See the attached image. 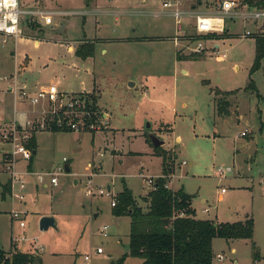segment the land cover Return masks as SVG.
Returning a JSON list of instances; mask_svg holds the SVG:
<instances>
[{
	"label": "rangeland",
	"instance_id": "1",
	"mask_svg": "<svg viewBox=\"0 0 264 264\" xmlns=\"http://www.w3.org/2000/svg\"><path fill=\"white\" fill-rule=\"evenodd\" d=\"M183 1L189 14L182 19L183 31H178L176 19L163 7L164 0H20L24 10L57 12L51 24L39 16L23 15V37L0 41V127L17 124L19 136L31 130L39 144L33 172L23 176L27 188H15L19 194L32 191L26 194L25 204L16 205L25 212L26 226L14 220V235L20 248L41 256L43 264H115L130 250V218L112 213L111 197L86 193L93 171L96 185L106 190L111 186L114 194L127 186L144 209L148 203L143 198L152 190L144 177L173 175L169 188L184 186L199 217L219 223L252 217L253 239L213 240V264H264V59L250 73L258 34L244 36L254 25L228 18L224 32L211 33L217 38L206 39L210 48L194 52L196 16H221L224 0ZM255 2L240 0V8L251 9ZM179 34L190 49L178 53L199 59L177 61L171 37ZM96 38L108 40L106 54L98 49L94 57L83 60L68 50ZM213 42L220 44L219 54L226 53L225 59L216 57ZM94 77L100 89V110L112 115L107 125L94 131L47 130L55 106L46 101L15 104L11 90L24 87L34 92L56 83L63 93H79L94 88ZM251 80L260 96L248 88ZM217 88L233 92L218 89L215 94ZM216 95L227 98L232 116H218ZM87 96L92 99L94 92ZM43 123L46 127L40 128ZM167 125L173 130L164 132ZM150 131L165 140L162 150L171 156L167 171H162L163 159L148 141ZM244 131L247 136L242 135ZM177 135L181 142L176 141ZM13 147L0 141V162ZM19 156L16 170H27L30 161ZM183 160L188 164L182 165ZM221 166L231 170L226 177L215 173ZM56 170H63L59 183L44 188L36 173ZM7 179L8 174L0 171V210L19 201L11 194L2 197ZM45 182L50 183L49 176ZM44 216L54 217L56 224L42 230ZM11 223L10 213L0 212V249L7 247ZM106 224L107 237L100 232ZM38 245L43 247L41 252L35 251ZM98 247L103 253L97 252ZM14 249L6 251L4 258L10 259ZM131 260L128 264H142L138 257Z\"/></svg>",
	"mask_w": 264,
	"mask_h": 264
},
{
	"label": "trees",
	"instance_id": "2",
	"mask_svg": "<svg viewBox=\"0 0 264 264\" xmlns=\"http://www.w3.org/2000/svg\"><path fill=\"white\" fill-rule=\"evenodd\" d=\"M255 7L264 8V0H256ZM198 37L217 38L210 34ZM198 37H194V40ZM255 39L256 55L251 74L261 67L264 59V34L257 35ZM95 50V42L85 41L79 44L75 54L85 60L94 57ZM178 58L180 60L199 59L182 54H179ZM248 88L258 92L253 80L250 81ZM213 92L219 93L218 89H213ZM232 92L227 91L226 93ZM257 96H260L259 92ZM90 100L94 115H96L94 119H97L103 113L97 105V96L94 94ZM216 101L218 114L221 116L230 115V103L227 98L220 97ZM59 115H61L60 112ZM261 129H264V124ZM51 131H70V129L53 125ZM148 141H150L149 138ZM28 146L34 151L30 162L32 163L38 148L35 134L31 136ZM154 151L162 157L163 171H167V162L171 156L167 151L162 150V146L154 148ZM168 181V177L157 179L156 188L144 197V201L148 203L146 209L138 203L133 191L127 186L117 194L118 204L113 207V214L116 216L129 215L131 228L130 250L124 253L115 264H124L129 256L143 259V264H213V240L215 238L253 239L255 221L252 217L244 221L221 223L210 219L196 218L195 210L192 208V195L186 193L183 188L178 190L168 188L166 186ZM9 193H11V185L7 183L3 187L2 197L5 199ZM6 254L5 250L0 249V261L7 264H43L41 256L21 251L18 248L14 249L10 259L4 258Z\"/></svg>",
	"mask_w": 264,
	"mask_h": 264
},
{
	"label": "built area",
	"instance_id": "3",
	"mask_svg": "<svg viewBox=\"0 0 264 264\" xmlns=\"http://www.w3.org/2000/svg\"><path fill=\"white\" fill-rule=\"evenodd\" d=\"M240 0H224L220 5V15L221 16H211V15H197L195 22V36H205L214 32H224L226 29V19L236 20L241 19L245 23L251 22L255 29H247L244 32V36H249L253 34L262 35L264 34V8L253 7L251 9L243 10L240 8ZM163 7L167 9L166 13L174 16L177 20V24L182 28V19L188 16L189 12L183 9L182 0H166L163 3ZM57 12L54 11H43V10H24L21 8L20 0H0V41H6L9 38L19 39L22 38V29L21 23L24 19L23 15H29L31 17L39 16L47 24H51L54 19V15ZM196 46L193 48L194 52L202 53L208 47H206V39L198 37L195 39ZM39 42V41H38ZM211 49L214 53L217 54L218 59H225L226 53L219 54L220 45L213 44ZM208 50V49H207ZM15 104L18 101L25 102L30 101L32 104H38L42 101H46L48 105H54L55 107L51 109L52 118L50 119V127L47 130H51L53 123L56 126L63 127L70 130H92L100 128L108 124V120L101 113V117L94 119V109L91 106V100L87 94L81 93H63L59 90L58 86L55 84L50 85L49 87L42 88L37 91H29L24 87H15L12 88ZM57 104H59L57 106ZM45 112V111H44ZM59 112L61 115H59ZM29 125L33 127L32 121H28ZM46 123L40 125V128H45ZM19 126L14 124L8 126L3 124L0 127V141L8 142L13 144V150L6 152L3 156L2 162H0V171L8 174L9 182L12 187L17 186L20 190L25 189L26 180L23 177L24 174L20 171H17L15 166L20 160V156L23 159L31 161L34 151L28 142L33 135L31 130H26L21 136ZM248 132H242L243 136H247ZM21 137V138H20ZM64 161H67V158H64ZM186 160L182 161V165H187ZM230 169H227L223 166L216 169V174L220 177H226ZM63 173L61 171L47 172V173H36L39 181L42 184L46 182V176L50 177V184L57 185L59 183V176ZM97 172H92L95 175ZM86 182V193L90 196L96 195H107L111 197V206L115 207L118 204L117 194L112 192L111 188L108 190L104 189L102 186H98L94 183L92 177ZM168 177L169 181L173 179V175L164 176ZM147 179L149 186L152 189H155V183L157 179L153 176L144 177ZM169 181L167 187L169 188ZM222 192H226V189L223 188ZM208 211V210H205ZM23 211H14L12 212V218L19 222V225L23 227L25 225ZM109 225H104L100 228V232L103 236H108ZM43 249L42 246L36 247V252H41ZM98 253H103L101 247L97 248ZM218 257L222 258V254H218ZM86 260H90V255L85 256ZM2 261H0L1 263Z\"/></svg>",
	"mask_w": 264,
	"mask_h": 264
},
{
	"label": "crops",
	"instance_id": "4",
	"mask_svg": "<svg viewBox=\"0 0 264 264\" xmlns=\"http://www.w3.org/2000/svg\"><path fill=\"white\" fill-rule=\"evenodd\" d=\"M164 1H166V0H164ZM183 1V0H182ZM164 3V2H163ZM183 9H184V1H183ZM33 10V9H32ZM170 15V14H169ZM172 16V15H171ZM172 17H174V16H172ZM175 18V17H174ZM185 18H187V16L185 17ZM176 19V18H175ZM176 22H177V20H176ZM186 27H187V30H188V28H189V23L186 25ZM177 30L178 31H183V25H182V28H180L179 26H178V28H177ZM187 30L184 32V34L186 35V33H187ZM40 34H42V33H40ZM183 34V33H182ZM182 34H179V35H175V36H173V37H171V39L174 41V44H175V46H176V48H177V55H176V57H177V61L178 62H191L192 60H185V59H183V60H180L179 58H178V55L180 54V53H178V52H181L182 53V49H184V48H189L190 49V47L188 46V44L186 43V41L185 40H183L182 38H181V35ZM183 34V35H184ZM128 38V37H127ZM208 39H212V38H208ZM213 39H215V38H213ZM218 41V40H217ZM91 42H95L96 43V50H95V55H96V53H97V50L98 49H100V51H101V53H107L108 52V50H107V48H105V46H104V44H107V42H108V40L107 39H105V38H96V39H94V41H91ZM35 43L37 44V43H39L40 44V40H39V42L37 41V40H35ZM213 44H215V45H220L218 42H213ZM212 44V45H213ZM38 45V44H37ZM212 47V46H211ZM208 48H210V46L208 47ZM70 49H72V51H70ZM68 50L71 52V53H73V54H75V50H74V47H70V46H68ZM90 58H92V57H90ZM237 67V66H236ZM94 75H95V71H94ZM25 84H32V83H29V82H27L26 81V83ZM55 85H57L56 83H54ZM59 84H61V80H59ZM136 85V83H134V85L133 86H135ZM30 87H32V89H35L36 87H34V86H30ZM217 89H220V88H217ZM99 88H98V86H97V82H96V78L94 77V88L93 89H91V90H89V89H83L82 91H80L79 93H91V92H94V94L97 96V105L99 106V108L100 109H102V107L99 105V96H100V93H99ZM220 90H222V89H220ZM36 91V90H35ZM222 91H228V90H222ZM73 93H78V92H73ZM216 97H217V95H216ZM218 98V97H217ZM229 109H230V115H228V116H221V115H219L218 114V116L219 117H222V118H226V117H230V116H232V114H234V112H233V109L231 108V106L229 107ZM236 113H238V110H236L235 111ZM103 115H104V117L106 118V119H109L110 120V118H111V114H109L108 112H103ZM239 116H240V114H238V118H239ZM160 124L161 125H164V124H166L165 122H163V121H161L160 122ZM161 130V129H160ZM165 130L166 131H172L173 130V127L170 125H167L166 126V129H164V132H165ZM217 133H216V131H215V133H214V138H217ZM36 137H37V135H36ZM175 139H176V141L177 142H181L182 141V137L180 136V135H177L176 137H175ZM37 144H38V137H37ZM38 146H39V144H38ZM37 152H38V148H37ZM37 154V153H36ZM33 160H34V158H33ZM31 162V161H30ZM28 163L27 164V166H26V168H27V170H23V171H20V172H22L24 175H27L28 173H31V172H33V161H32V163ZM68 166L70 167V165L68 164ZM93 167H94V165H93ZM162 171H163V169H162ZM35 173V172H34ZM162 174V173H161ZM170 182V181H169ZM7 183H10L9 182V176H8V179H7V181H6V183L5 184H7ZM4 184V185H5ZM11 185V184H10ZM34 186H36V187H38L39 185L38 184H35ZM49 186H50V183L48 184L47 182L44 184V188H49ZM52 186H57V185H52ZM17 186H14V187H12L11 186V193H9V194H11V195H15L16 196V198L19 200L18 202H16V203H13L12 204V206L9 208V209H1L0 210V212H8V213H10V221H12L13 223H11V229H10V233H9V236L7 237V247L6 248H3L2 250H5V251H10V250H12V249H14V247L16 246L19 250H21V251H24V250H22L21 248H20V246H19V244H18V240H17V237H15V233H14V219L12 218V212H14V211H22L21 209L19 210V209H17V207H16V205L17 206H21V205H23V204H25L27 201H26V194H30L31 193V191L32 190H27V192L25 191L23 194H19V193H15V188H16ZM27 188V184H26V187H25V189ZM109 188H111L112 189V187L111 186H109ZM181 188H183V190L186 192V193H188V194H190L189 192H187L185 189H184V186H182V187H175L173 190H178V189H181ZM18 190H20L19 188H18ZM24 189H22V190H20V191H23ZM123 191V190H122ZM122 191H119V192H117V193H120V192H122ZM8 194V195H9ZM7 195V196H8ZM7 196H6V198H7ZM10 197V196H9ZM145 197V196H144ZM5 198V199H6ZM143 200H144V198H143ZM204 201V200H203ZM141 206H142V204L140 203V202H138ZM192 208H194V210H195V217L196 218H199V219H210V218H204V217H199V215H198V209H197V207H195L194 206V202H193V200H192ZM204 212H205V209L203 210ZM112 213H113V209H112ZM127 217H129L130 218V228H131V217L129 216V215H126ZM121 217V216H120ZM123 217V216H122ZM210 220H213V219H210ZM20 226V225H19ZM26 225H24L23 227H25ZM21 227V226H20ZM130 234V233H129ZM234 250V249H233ZM24 252H29V251H24ZM129 252V251H128ZM127 253V252H126ZM119 259V258H118ZM131 259H133V257L132 256H129L126 260H125V262H124V264H128L129 263V261H133V260H131ZM140 260H141V263L143 264V259H141L140 258Z\"/></svg>",
	"mask_w": 264,
	"mask_h": 264
},
{
	"label": "water",
	"instance_id": "5",
	"mask_svg": "<svg viewBox=\"0 0 264 264\" xmlns=\"http://www.w3.org/2000/svg\"><path fill=\"white\" fill-rule=\"evenodd\" d=\"M134 83L130 82V86H133ZM148 128L151 127V124L148 123L147 125ZM148 138L150 139L152 145L154 148L163 146L165 144V140L161 139L155 132L150 131L148 133ZM66 171L70 172L71 168L68 166V164H66ZM99 212L95 214V218H97L99 216ZM56 224V219L52 216H44L41 218L40 220V228L42 230H47L50 226H54Z\"/></svg>",
	"mask_w": 264,
	"mask_h": 264
}]
</instances>
